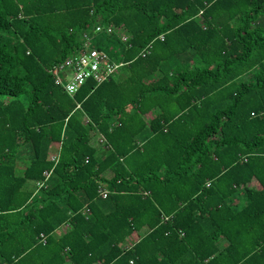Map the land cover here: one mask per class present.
Segmentation results:
<instances>
[{"label": "trees", "instance_id": "16d2710c", "mask_svg": "<svg viewBox=\"0 0 264 264\" xmlns=\"http://www.w3.org/2000/svg\"><path fill=\"white\" fill-rule=\"evenodd\" d=\"M96 263L264 264V0H0V264Z\"/></svg>", "mask_w": 264, "mask_h": 264}, {"label": "built area", "instance_id": "2783aa9c", "mask_svg": "<svg viewBox=\"0 0 264 264\" xmlns=\"http://www.w3.org/2000/svg\"><path fill=\"white\" fill-rule=\"evenodd\" d=\"M118 29L112 26L97 25L93 34L107 33L111 34ZM121 33V40L128 41V36L123 32V29L118 30ZM160 40L163 37L159 38ZM152 43L148 44L141 52V57H145L150 53ZM123 66V64L114 63L104 51L98 50L91 46V38L88 34L84 35V46L75 55L69 57L64 62L58 64L53 68L52 73L55 77V83L61 85L63 90L70 96L74 95L80 87H82L87 81L92 80L97 85L107 81L110 77L114 76L117 70ZM65 78V81L63 80ZM49 159L52 162L57 161V155L52 153L49 155ZM51 172L44 173V180L35 184L36 189H40L44 186L45 182L49 178ZM209 186V185H207ZM102 197H106L104 192H100ZM87 212V210H85ZM68 226L65 225L61 229L57 230V234H61L67 230ZM43 238V236H41ZM44 241V239H43ZM45 242V241H44ZM100 264V263H96Z\"/></svg>", "mask_w": 264, "mask_h": 264}, {"label": "rangeland", "instance_id": "374dc122", "mask_svg": "<svg viewBox=\"0 0 264 264\" xmlns=\"http://www.w3.org/2000/svg\"><path fill=\"white\" fill-rule=\"evenodd\" d=\"M97 140H98V142H99V139L95 136V137L92 139V143L95 145L96 142H97ZM250 186H252L253 188H258L257 184L254 183V182H253ZM136 239H137V236H136V235L132 236L131 239L128 241V244L133 243L134 241H136ZM225 245H226V242H224V241H221V242H220V246H221V247H224Z\"/></svg>", "mask_w": 264, "mask_h": 264}]
</instances>
